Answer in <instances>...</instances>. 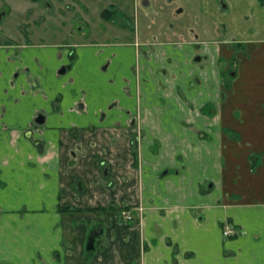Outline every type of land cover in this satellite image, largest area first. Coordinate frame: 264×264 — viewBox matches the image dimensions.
I'll return each instance as SVG.
<instances>
[{
  "label": "crops",
  "instance_id": "0c3cea01",
  "mask_svg": "<svg viewBox=\"0 0 264 264\" xmlns=\"http://www.w3.org/2000/svg\"><path fill=\"white\" fill-rule=\"evenodd\" d=\"M176 1L170 21L196 1L210 23L141 52L1 40L0 264H264V0ZM86 193L135 220L79 210L74 228Z\"/></svg>",
  "mask_w": 264,
  "mask_h": 264
},
{
  "label": "rangeland",
  "instance_id": "374dc122",
  "mask_svg": "<svg viewBox=\"0 0 264 264\" xmlns=\"http://www.w3.org/2000/svg\"><path fill=\"white\" fill-rule=\"evenodd\" d=\"M45 1L47 0H0V42L4 38L15 41L31 39L35 43H41L43 40L46 42L52 40L69 42L112 40L113 42L120 41L118 43L120 45L133 40L135 31L132 28L135 24L137 34L140 37L136 41L140 45L144 40H147V37H150L148 40H161L163 42L167 39L168 30L178 29L180 24H185L190 34V30L196 32L200 26L210 23L202 16L196 1H192L190 8L182 15L181 21H170L165 16L167 6L162 4L161 0H158V3L154 0H49L52 5L50 9L46 7ZM180 1L184 4L188 2ZM112 3L115 5H111ZM172 5L175 6V4ZM110 7L118 8L123 13L105 21L100 13L104 9H111ZM122 18L124 23L121 22ZM123 24H126L127 27L123 28ZM114 62L112 59L110 64ZM111 70L112 65L109 68V73ZM103 183L107 187L112 185L109 178L104 179ZM87 197L89 195L86 193L80 204L70 199L69 202L71 201V203L63 208L65 214L70 212V215H73L70 221L74 228L75 211L79 210L102 212L101 214L114 211L117 213L116 216H118L120 223L126 222L121 206L113 203L100 205L105 203L103 199L97 201V206H91V201L85 199ZM136 211L141 212V208L137 207ZM95 215L100 216L98 213ZM102 217L104 216L102 215ZM134 220L132 217L129 221L133 222ZM224 229L223 226L222 234ZM236 236H239V232L233 228L232 233L225 238L232 239ZM93 242L91 241L89 244L90 248L93 247ZM62 245L64 250H68L65 251V258L68 256L70 258V254L75 256V260L78 258L76 250L81 246L80 244L75 246V230L64 239ZM86 260L88 259L86 258Z\"/></svg>",
  "mask_w": 264,
  "mask_h": 264
},
{
  "label": "flooded vegetation",
  "instance_id": "af4514ba",
  "mask_svg": "<svg viewBox=\"0 0 264 264\" xmlns=\"http://www.w3.org/2000/svg\"><path fill=\"white\" fill-rule=\"evenodd\" d=\"M75 1V0H74ZM176 0H166L165 1V3H164V5L165 6H167L168 4H173L174 2H175ZM262 2H264V1H262ZM119 3H121V2H119ZM45 5H46V7H48L49 9L51 8V3L49 2V0H47V1H45ZM111 5H115V4H111ZM111 9H104L100 14H101V16L102 17H104L105 18V21H107L108 19H110V18H113V17H115V16H117V15H119V13H123L121 10H119L118 8H113V7H110ZM52 10V9H51ZM50 10V11H51ZM177 10L179 11V10H181V7H178L177 8ZM179 12H181V11H179ZM6 13V12H5ZM105 13V14H104ZM125 14V13H124ZM120 17H122L121 15H120ZM124 17V16H123ZM121 22H123L124 23V20H123V18L121 19ZM123 26V28H126L127 26H126V24H123L122 25ZM132 29H134V31H135V37H133V40H131V41H128V42H126V43H122V44H125V45H128V44H130V43H132V44H134V46H135V48H136V50H138V51H143V48L141 47V44L139 45L138 44V42L136 41L137 39H140V37H139V35L137 34V28H136V26H135V24H134V27L132 28ZM168 31H170V30H168ZM117 37H119V36H117ZM117 37H115V38H117ZM120 37H122V36H120ZM71 38V37H70ZM135 39V40H134ZM166 40H168V39H165L164 41H166ZM122 41V40H121ZM134 41V42H133ZM157 41V40H156ZM161 41V40H160ZM9 42H11V43H9ZM43 42H46V41H44L43 40ZM48 42V41H47ZM50 42V44H51V46H57V47H59V48H63V49H66L67 50V53H68V57H69V59L71 60V59H73V55H74V48H75V41H71V42H69V41H59V40H52V41H49ZM62 42V43H61ZM104 42H106V43H102V45H104L105 46V44L106 45H108V46H115V45H118V43H120V41H115V42H113L112 40L111 41H104ZM34 44H40V43H35V42H33L31 39H25V40H21V41H16V43H14V42H12V41H8V43H6V45L7 46H15V47H22V48H26V47H30V46H33ZM42 45H47V44H43L42 43ZM50 46V45H49ZM28 69V68H27ZM66 69V67H62V69H61V71H64ZM34 80V84H33V86L34 87H36V86H38V80L36 79V78H34L33 79ZM39 118L40 117H38L37 119H36V122H38L39 123ZM36 145H38L39 146V148H40V150H42L43 148H42V146H41V144H40V142L38 143L37 141H36ZM97 161H98V163H99V167L100 168H102V177H104V178H107V176L109 175V166H108V164H107V162L106 161H104L103 159L101 160V159H97ZM128 209L129 208H123V216H124V218L127 216V215H129L130 213L128 212ZM100 232L99 231H93L92 233H90V236H89V243H90V241H94L95 239H96V236H98V234H99Z\"/></svg>",
  "mask_w": 264,
  "mask_h": 264
},
{
  "label": "built area",
  "instance_id": "2783aa9c",
  "mask_svg": "<svg viewBox=\"0 0 264 264\" xmlns=\"http://www.w3.org/2000/svg\"><path fill=\"white\" fill-rule=\"evenodd\" d=\"M232 227H230V226H226L225 227V229H224V232H223V235L226 237V236H229L230 235V233H232Z\"/></svg>",
  "mask_w": 264,
  "mask_h": 264
},
{
  "label": "trees",
  "instance_id": "16d2710c",
  "mask_svg": "<svg viewBox=\"0 0 264 264\" xmlns=\"http://www.w3.org/2000/svg\"><path fill=\"white\" fill-rule=\"evenodd\" d=\"M264 3V2H263ZM105 14V13H104Z\"/></svg>",
  "mask_w": 264,
  "mask_h": 264
},
{
  "label": "water",
  "instance_id": "95a60500",
  "mask_svg": "<svg viewBox=\"0 0 264 264\" xmlns=\"http://www.w3.org/2000/svg\"><path fill=\"white\" fill-rule=\"evenodd\" d=\"M90 243H91V241H90Z\"/></svg>",
  "mask_w": 264,
  "mask_h": 264
}]
</instances>
